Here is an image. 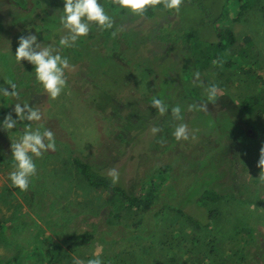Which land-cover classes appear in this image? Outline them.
<instances>
[{"label": "rangeland", "instance_id": "374dc122", "mask_svg": "<svg viewBox=\"0 0 264 264\" xmlns=\"http://www.w3.org/2000/svg\"><path fill=\"white\" fill-rule=\"evenodd\" d=\"M204 3L212 16L220 10L212 27L200 24V11L191 4L184 3L178 14L156 10L151 18L106 5L119 34L112 38L110 31L93 25L90 38H82L75 48H60L74 69L66 70L68 87L53 100L35 81L34 65L18 63L15 51L18 38L29 34L38 43L59 45L66 34L59 22L49 32L32 21L36 14L58 17L63 0H0V25L4 36L8 33L6 40L0 35V87L10 90L11 82L19 92L28 91L26 101L13 104V98L0 95V111L11 104L17 119L14 104L27 102L43 116L41 121L18 122L4 139L15 142L31 123L33 129L52 130L57 146L35 159L37 175L27 191L9 179L14 160L0 162V264H43V248L52 247L60 264H73L74 258L87 261L98 249L104 264H190L195 259L204 264L211 239L222 254L219 264H264V182L256 166L264 146V0L244 9L236 0ZM26 9L32 21L18 23ZM11 19L16 22L9 26ZM185 24L201 35L192 41L200 60L192 62L184 48L156 40L155 29ZM216 32L227 38L232 56L226 68L210 58L207 42ZM193 72H199V81L193 82ZM212 84L220 90L216 102H207V111L188 112L189 104L205 103ZM153 96L169 105L164 116L151 107ZM177 104L183 121L171 115ZM167 115L173 121L162 126ZM181 122L195 139L174 138ZM153 126L162 131L153 135ZM73 155L116 167L123 179H137L138 193L145 191L143 199L150 203L127 207L119 195L89 186L71 163ZM193 163L203 179L215 169L221 181L214 187L222 193L233 175L243 180L235 197L220 195L213 204L218 214L205 229L174 211L177 198L186 195V203L201 185V180L192 184L200 178ZM151 181L156 189L148 194ZM184 211L200 219L204 209L189 202ZM84 232L90 237L82 242Z\"/></svg>", "mask_w": 264, "mask_h": 264}, {"label": "clouds", "instance_id": "9594fccd", "mask_svg": "<svg viewBox=\"0 0 264 264\" xmlns=\"http://www.w3.org/2000/svg\"><path fill=\"white\" fill-rule=\"evenodd\" d=\"M185 0H111V4L118 10H127L132 15L143 17L150 9L156 10L163 8L166 11L179 13ZM63 11L58 16V22L66 34L59 39V45L43 44L37 42L35 34L20 36L18 47L15 51V60L18 63L27 61L34 65L35 80L42 85L48 97L55 100L65 93L68 87L66 70H73L74 66L70 63L67 56L60 52V48H75L77 43L87 37L93 25L102 31H110L112 38H116L120 29H115L114 15L110 14L101 0H63ZM56 15V14H55ZM222 59H214L213 65H223ZM193 82L199 81V72H193ZM8 88L0 87V95L10 98H18L20 93L14 83L9 82ZM219 88L212 84L206 90L207 99L205 103H192L187 106V111H207V102L215 103ZM151 107L164 116L169 112V105L156 96L152 97ZM171 115L176 121H183L182 107L177 104L172 106ZM14 112L17 119H13L9 113L4 117L2 127L4 130L11 131L16 128L18 122L41 121L43 116L39 108L31 106L30 103H15ZM162 129L153 126V135L160 133ZM172 135L177 141H188L195 139L192 130L187 123H178ZM55 134L48 128L37 127L33 129L32 124L28 123L18 140L11 142L12 159L14 160L13 170L9 173L12 185L21 191H27L31 185L32 178L37 175L36 158H41L48 151H56ZM261 169L259 179L264 182V146L260 148L259 160L256 165ZM107 175L111 178L113 185L119 182V171L116 167L110 168ZM73 264H104L101 259V251L98 249L93 253V258L87 261L74 258Z\"/></svg>", "mask_w": 264, "mask_h": 264}, {"label": "trees", "instance_id": "16d2710c", "mask_svg": "<svg viewBox=\"0 0 264 264\" xmlns=\"http://www.w3.org/2000/svg\"><path fill=\"white\" fill-rule=\"evenodd\" d=\"M206 2V0H204ZM203 0H185L184 3L186 4H191L194 5L199 11H200V15L201 18L199 19V22L201 25H203L205 28H207V26H211L215 23V21H217L220 18V10L218 11V13L215 16H212V12L207 3L205 4ZM238 2V5L240 8L244 9L246 7H248L249 5L254 4L255 0H236ZM101 3L104 4V6L109 5L112 9H117L114 5L111 4V0H101ZM222 7V6H221ZM25 8V7H24ZM163 9V8H160ZM54 11L59 12L58 10H56V8L52 9ZM159 10V9H156ZM156 10H149L144 17L146 18H151L153 17V15L155 14ZM123 11V10H121ZM166 13H169V11H166ZM25 13L27 14V16L25 17V19H18L17 22L18 23H27L29 20L32 21V16L30 14V10L26 9ZM36 16V21H32L33 25L36 27H40V28H45V29H49L51 32L52 28H56L58 26V17L54 16V17H37ZM38 19V20H37ZM10 24L9 26H11L12 22H16L15 20L13 21V19L10 20ZM0 35H2L6 40L8 37V33L7 35L4 36L5 32L2 28V26L0 25ZM156 31V40L157 42H159L160 44H164L166 43L168 45L169 48L174 47V46H179L182 47L186 50L188 57L190 56L192 62L197 60H200V52L198 51L197 47L195 45L192 44V41H199L200 40V34H198L199 32H197V30L193 27H189L186 24L185 25H180L179 27H173V29L168 30L165 27H161V28H157L155 29ZM215 39L213 41H209L207 43H209L211 49H212V53L210 54V58L211 59H222L224 61L223 65L220 67L226 68L228 66L231 65V54H229L228 50H227V46H228V42H227V38L224 37L221 33L216 32L214 34ZM91 36L88 35V38H90ZM0 41H2V39L0 38ZM82 42V40L79 41V43ZM199 52V53H198ZM189 58V59H190ZM246 58H243V61H245ZM198 63V62H197ZM200 64L202 65V63L200 62ZM36 81V80H35ZM26 86V84L24 85ZM26 91V87L24 90H21L19 93V97L18 98H13L11 104H13V100H18V99H22L23 101L27 100V96H25L27 92ZM11 104H6L5 108H3L0 111V125H2L4 117L6 115H8L9 113H12L11 111ZM98 109H101L100 105L98 106ZM170 121H173V119H170V115L165 116V118L161 121L162 126H167L168 123ZM7 131H5L2 127H0V162H9L12 161V153H11V143L9 141H7L6 139H4V135ZM72 161L71 163L73 164V166L75 167V169L78 171L79 175L83 178V180L92 187H101L109 192L115 193L117 195H119L123 202L125 203V205L127 207H146L149 203L150 200H145L143 199V196L145 194V191L138 193L139 192V187H138V183L135 182V180L137 181V179H123L122 175L120 174L119 176V182L115 185L112 184L111 182V178L107 175V172L102 169H99L101 166L107 167V171L108 169H110L109 166H106L105 164H98L88 159H84V157H79L78 155H73L72 157ZM193 167L194 163H193ZM194 173L196 174L195 177L199 176L200 178H194V181L192 184L198 182L197 180H201L199 181L201 183V185L197 188V190L195 191L194 195L190 198L189 201H187L186 203H184L182 200L186 197L183 196V199L181 198H177V200L179 201L177 203L176 209L174 211H176L178 214L181 215H185L186 218L188 220H191V223L193 224V226L197 229H205L207 228L213 221V219L217 216L218 214V210L217 208L213 205L215 202L218 201V198L221 196H231V197H235L236 196V190H237V186H238V182L243 181L240 178H238L237 176L233 175L231 177V184L228 185L229 189L227 188V191H224V193L220 192V190H216V188L214 186H216L218 184L220 177L219 176H215V169L212 168V170L210 172L207 173V178L203 179L200 175V173L198 172V169L195 167L194 168ZM151 186H152V190L148 192V194H151L154 189H156V185H154V181H151ZM144 185V184H143ZM218 189V188H217ZM179 193H176V196ZM189 202L195 204L197 207H201L204 209L203 215H202V220H200L199 218H197L196 216H192L190 214H188L187 212L184 211V205L188 204ZM2 224L0 223V226ZM82 239L81 241H87L88 237H90L89 235H87V233H83L81 235ZM212 241L209 240L208 242V246H207V250L206 253L208 254V260L206 259V261L204 262V264H219L221 262V251H218V245L217 243L213 242L214 240L211 239ZM54 248H43V252L41 255V260L44 259V263L43 264H60V259H56L53 258L51 255V251H53ZM217 252L219 254H217ZM234 254V253H233ZM7 260L3 261V263H6ZM197 260L195 259L194 261H191L190 264H196Z\"/></svg>", "mask_w": 264, "mask_h": 264}]
</instances>
